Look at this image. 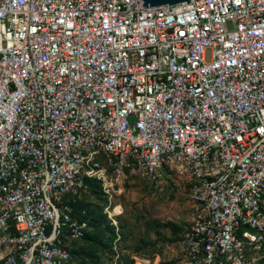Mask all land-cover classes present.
Returning <instances> with one entry per match:
<instances>
[{
    "label": "built area",
    "instance_id": "1",
    "mask_svg": "<svg viewBox=\"0 0 264 264\" xmlns=\"http://www.w3.org/2000/svg\"><path fill=\"white\" fill-rule=\"evenodd\" d=\"M142 4L0 0V264H69L67 195L168 173L193 208L170 264H264V0Z\"/></svg>",
    "mask_w": 264,
    "mask_h": 264
},
{
    "label": "rangeland",
    "instance_id": "2",
    "mask_svg": "<svg viewBox=\"0 0 264 264\" xmlns=\"http://www.w3.org/2000/svg\"><path fill=\"white\" fill-rule=\"evenodd\" d=\"M161 187L128 176L120 181L111 202L93 183L86 191L67 195L63 202L71 206L74 218L88 222L82 238L69 243V264H112L115 257L118 264H129L132 257L170 264L178 258L193 213L189 185L168 173ZM108 206L121 210L116 217L118 229L103 213Z\"/></svg>",
    "mask_w": 264,
    "mask_h": 264
},
{
    "label": "water",
    "instance_id": "3",
    "mask_svg": "<svg viewBox=\"0 0 264 264\" xmlns=\"http://www.w3.org/2000/svg\"><path fill=\"white\" fill-rule=\"evenodd\" d=\"M189 0H142L144 7H156V6H163V5H176L179 3H183Z\"/></svg>",
    "mask_w": 264,
    "mask_h": 264
},
{
    "label": "trees",
    "instance_id": "4",
    "mask_svg": "<svg viewBox=\"0 0 264 264\" xmlns=\"http://www.w3.org/2000/svg\"><path fill=\"white\" fill-rule=\"evenodd\" d=\"M91 182H88V184H90ZM94 184V183H93ZM73 216H74V214H73Z\"/></svg>",
    "mask_w": 264,
    "mask_h": 264
}]
</instances>
